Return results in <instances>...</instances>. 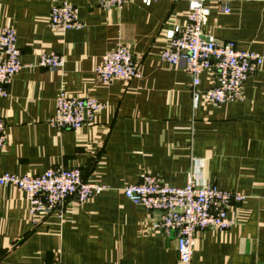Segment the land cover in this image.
<instances>
[{"label": "crops", "instance_id": "1", "mask_svg": "<svg viewBox=\"0 0 264 264\" xmlns=\"http://www.w3.org/2000/svg\"><path fill=\"white\" fill-rule=\"evenodd\" d=\"M61 0H0V28L15 30L22 68L0 98L6 144L0 173L40 174L79 168L85 180L104 185L82 204L69 200L32 224L26 194L0 185V264H177L174 233L156 224L157 211L132 203L122 189L142 173L176 187L194 176L245 195L222 231L195 233L191 264H264V66L245 80L242 99L195 106L183 63L160 60L164 31L183 25L188 0H138L99 8L96 0H65L78 8L81 28L52 30L51 7ZM203 31L239 50L264 53V0H209ZM227 6L225 12L221 6ZM127 46L141 70L138 79L101 85L94 66L117 44ZM63 58L60 68L37 65L41 52ZM200 76V87L214 83ZM105 103L77 132L48 120L59 90Z\"/></svg>", "mask_w": 264, "mask_h": 264}, {"label": "built area", "instance_id": "2", "mask_svg": "<svg viewBox=\"0 0 264 264\" xmlns=\"http://www.w3.org/2000/svg\"><path fill=\"white\" fill-rule=\"evenodd\" d=\"M135 0H96L99 8H121ZM149 6L155 0H138ZM209 0H188V14L183 25L175 24L164 31L165 46L160 50V60L170 65L183 63L191 82L189 91L192 104L200 99L217 106L242 99L245 80L259 67L264 66V53L239 50L233 41L217 42L206 34L203 27L210 12ZM227 12V6H221ZM47 22L55 31L64 32L82 27L78 8L61 0L54 4ZM21 51L16 44L15 30L11 26L0 28V98L8 95L12 77L22 68ZM37 65L43 68H60L62 56L54 52H41ZM214 73V83L200 87L203 72ZM94 76L101 85L116 78L125 81L141 77V70L134 61L130 49L117 44L107 51L94 66ZM105 103L92 96H71L59 90L55 109L48 122L59 130L77 132L85 124L94 121L95 114ZM6 124L0 118V147L6 144ZM0 185L12 186L26 194L27 216L32 224L54 214L59 219L69 200L78 204L91 199L104 185L85 180L79 168H48L40 174L16 175L0 173ZM123 194L132 203L148 211L159 212L156 227L164 234L174 233L177 247V264H191L195 245V233L212 229L222 231L234 224L230 215L245 195L226 191L215 185L199 184L194 176L187 178L182 187L172 186L152 173H142L139 181L125 186Z\"/></svg>", "mask_w": 264, "mask_h": 264}]
</instances>
